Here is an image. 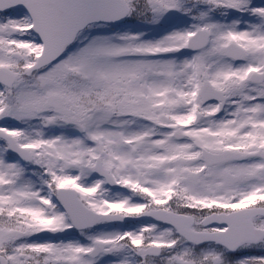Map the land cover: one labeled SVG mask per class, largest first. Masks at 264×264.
<instances>
[{
	"label": "snow or ice",
	"instance_id": "6c2138e0",
	"mask_svg": "<svg viewBox=\"0 0 264 264\" xmlns=\"http://www.w3.org/2000/svg\"><path fill=\"white\" fill-rule=\"evenodd\" d=\"M0 264H264V0H0Z\"/></svg>",
	"mask_w": 264,
	"mask_h": 264
}]
</instances>
